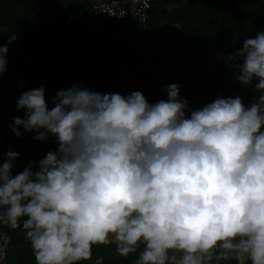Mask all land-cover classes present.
<instances>
[{
  "label": "clouds",
  "instance_id": "obj_1",
  "mask_svg": "<svg viewBox=\"0 0 264 264\" xmlns=\"http://www.w3.org/2000/svg\"><path fill=\"white\" fill-rule=\"evenodd\" d=\"M8 51L0 46V75ZM229 59L257 91L250 106L218 97L192 110L178 84L155 104L74 85L49 109L43 86L21 93L26 118L10 130L59 146L15 175L17 152L0 164V222L22 227L36 264H76L108 243L123 257L143 245L136 264H264V32Z\"/></svg>",
  "mask_w": 264,
  "mask_h": 264
},
{
  "label": "trees",
  "instance_id": "obj_2",
  "mask_svg": "<svg viewBox=\"0 0 264 264\" xmlns=\"http://www.w3.org/2000/svg\"><path fill=\"white\" fill-rule=\"evenodd\" d=\"M89 7L88 0H0V46L9 49L7 71L0 75V127L14 117L26 118L23 110L17 111V100L25 91L43 86L49 109L58 91L74 85L125 97L139 91L149 104H155L159 96L167 100L163 90L173 83L172 72L177 73L180 91L200 94L202 107L192 110L210 104L219 92L224 98L239 96L246 107L254 102L256 89L235 79L238 60L229 57L243 47L244 39L264 32V0H154L144 28L145 41L140 28L128 35L125 26L86 29L79 24L84 22L67 23L73 9ZM11 13H20V17L7 25L3 20ZM48 18L56 20L48 23ZM161 25L166 26L164 39L172 58L161 56L157 33ZM174 25L180 28L176 40L170 39ZM20 32L22 38L9 42ZM143 48L148 50L144 62ZM212 53L217 56L216 67L208 64ZM206 67L209 72H204ZM20 130L26 137H20L19 146L13 147L19 154L13 175L59 147L54 136L39 141L34 139L38 133ZM142 249L143 245L128 257L120 255L100 264H132ZM224 263L238 264L231 258Z\"/></svg>",
  "mask_w": 264,
  "mask_h": 264
},
{
  "label": "crops",
  "instance_id": "obj_3",
  "mask_svg": "<svg viewBox=\"0 0 264 264\" xmlns=\"http://www.w3.org/2000/svg\"><path fill=\"white\" fill-rule=\"evenodd\" d=\"M73 2H81L83 0H71ZM20 17V13L18 14H8L4 18V23L7 25H12L16 21H18ZM64 24V23H62ZM82 25L84 28H96L93 27L92 25H89L86 23H79ZM65 25V24H64ZM68 25V24H67ZM165 25L159 26L158 29V40L162 41V51L170 55L172 58L173 56L168 53V46L169 42L165 41L164 35H165ZM179 25H174L171 27V36L170 39H178L179 37ZM171 79L173 80L172 84H177L176 78H177V73L172 72L170 74ZM182 93L180 92L181 98ZM191 92L188 93L190 95ZM166 99L167 94L165 92ZM201 99V97H200ZM200 102V101H199ZM200 105H193L192 102L190 101V108H198ZM10 130L7 129V125L3 124L2 127H0V164H3L6 158V153L9 151H13V147L19 146L20 143V138L15 137L13 133H11ZM6 234L8 236V242L5 244L8 248V264H36V259L34 255V251L31 247V243L29 240L26 239L25 233L22 229V227L17 228V229H11L7 225L4 224L2 227V235ZM142 246V245H141ZM120 254L117 252V246L113 243H108V244H94L91 246L90 249V256L87 259H81L80 261L76 262V264H100L102 261L106 262L111 259H118ZM139 256H137V259L133 260L132 264H136V261L138 260ZM232 261H236L235 259H232ZM212 264H223V260L217 262L215 260L212 261ZM225 264V263H224ZM229 264V263H228Z\"/></svg>",
  "mask_w": 264,
  "mask_h": 264
},
{
  "label": "built area",
  "instance_id": "obj_4",
  "mask_svg": "<svg viewBox=\"0 0 264 264\" xmlns=\"http://www.w3.org/2000/svg\"><path fill=\"white\" fill-rule=\"evenodd\" d=\"M153 3L154 0H88L89 9H73L68 15L67 23L79 21L99 28L110 24L118 27L125 26L128 28V35L135 33L140 28L141 39L145 41L144 28L150 20ZM23 35L20 32L14 35L9 42L20 39ZM144 61H147L146 57ZM215 64L216 62L212 60L211 65ZM161 98L159 96V100H162ZM3 226L4 223L0 222V235H2ZM8 251L9 248L0 240V264H8Z\"/></svg>",
  "mask_w": 264,
  "mask_h": 264
},
{
  "label": "rangeland",
  "instance_id": "obj_5",
  "mask_svg": "<svg viewBox=\"0 0 264 264\" xmlns=\"http://www.w3.org/2000/svg\"><path fill=\"white\" fill-rule=\"evenodd\" d=\"M163 48H164V46H162ZM134 49H136V46H133V50ZM168 51V50H167ZM141 55L143 56V61L142 62H144V59H145V57H146V59H147V56H148V50L145 48V50H141ZM161 56L163 57V58H166V57H170V55H168L167 53H166V51L165 52H163L162 51V49H161ZM188 93L189 92H187V91H184V93H182V97H183V99H187L189 102L191 101L192 102V104L193 105H200V108L202 107V101H201V99H200V94H198L197 92H195V91H193V92H191V94L190 95H188ZM218 97H223V93L222 92H219L218 93ZM200 101V102H199ZM12 122L11 121H7V123H6V125H7V129L8 130H10V128H9V125L11 124ZM21 131V130H20ZM23 131V130H22ZM21 131V133H22V136L21 137H26V133H24V132H22ZM10 132L11 133H13L11 130H10ZM10 133V134H11ZM14 134V133H13ZM12 135V134H11ZM15 135V134H14ZM15 137H17L16 135H15ZM20 138V137H19ZM113 244H115V243H113ZM139 255V254H138ZM131 257L133 258V256L131 255Z\"/></svg>",
  "mask_w": 264,
  "mask_h": 264
}]
</instances>
